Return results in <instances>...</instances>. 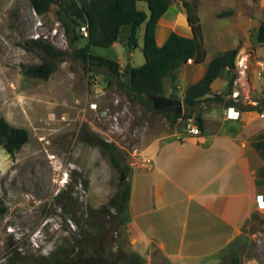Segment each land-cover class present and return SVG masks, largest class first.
I'll list each match as a JSON object with an SVG mask.
<instances>
[{"label": "rangeland", "instance_id": "obj_1", "mask_svg": "<svg viewBox=\"0 0 264 264\" xmlns=\"http://www.w3.org/2000/svg\"><path fill=\"white\" fill-rule=\"evenodd\" d=\"M184 1L197 4L205 58L231 48L237 49L236 60L244 53L249 56L244 73L236 65L231 74L218 77V87L213 85L215 91L206 95L220 94L223 100L202 99L196 108L225 110L229 101L244 106L239 110L254 112L258 132L249 142L256 150L253 143L264 136V42L258 40L264 0ZM138 6L146 10L145 2L139 1ZM56 8L52 4L48 12L37 15L29 0H0V116L25 128L29 135L13 156L0 145V199L6 206L0 214V264H48L64 256L78 258L87 235L96 233L99 225L107 227L105 209L96 211L108 206L118 182L129 181L132 171L140 167V152L158 140L188 134L185 119L173 122L152 104L126 95L122 84L127 53L133 55L132 60L129 55L131 66L144 61L143 25L131 51L125 44L124 28L115 45L98 47L108 51L110 58L118 56L119 74L114 76L106 68L93 69L72 55L85 44V36L78 33L75 42H70L57 20ZM181 20L188 24L182 0H170L161 28L171 31L177 24L178 29H173L180 30ZM37 38L69 53L48 79L23 74V66L41 62L29 47V40ZM199 64L192 61L176 67L171 80L164 78V95L183 102L185 88L201 72ZM231 76L234 79L227 93ZM232 91L239 93L237 100ZM92 103L97 107L92 108ZM95 136L117 147V158L126 170L111 163L108 152L93 142ZM256 152L262 166L264 159ZM110 238L114 239L113 251L127 255L132 251L124 225ZM108 239L103 238L100 245L106 248ZM236 239L234 248L241 263L254 258L264 264V210L252 212ZM142 258L141 264H167L155 247L150 259Z\"/></svg>", "mask_w": 264, "mask_h": 264}, {"label": "crops", "instance_id": "obj_2", "mask_svg": "<svg viewBox=\"0 0 264 264\" xmlns=\"http://www.w3.org/2000/svg\"><path fill=\"white\" fill-rule=\"evenodd\" d=\"M161 18L157 45L169 33L161 28ZM173 27L191 36L182 20L181 31ZM123 28L126 41L130 27ZM98 47L90 46V53L110 58L108 51ZM129 55L132 60V52ZM209 60L206 57L199 64L201 72L190 84L203 75ZM217 79L211 84L213 92V85H219ZM227 108H202L200 134L188 132L181 139L158 140L140 152V167L128 178L129 219L124 224L128 245L138 255L150 259L155 247L167 264H219L218 252L238 236L252 212L260 210L257 202L264 199V177H258L257 169L262 161L249 142L258 132L257 118L252 111L246 110L253 113L250 116L242 115L245 110L238 107ZM242 264L261 263L249 258Z\"/></svg>", "mask_w": 264, "mask_h": 264}, {"label": "trees", "instance_id": "obj_3", "mask_svg": "<svg viewBox=\"0 0 264 264\" xmlns=\"http://www.w3.org/2000/svg\"><path fill=\"white\" fill-rule=\"evenodd\" d=\"M143 1L146 10L138 8L137 2ZM32 9L37 15H43L50 10L52 4L57 5L55 14L61 23L65 35L70 42H75L78 37L79 27L86 24L87 35L85 44L73 50L75 57L79 58L84 65L93 69L106 68L112 75L119 74V62L115 59L99 54L90 53V46L111 47L118 39L122 25H129L130 30L125 44L128 51L137 46V33L143 25V38L141 51L144 61L138 66L126 68L123 86L130 100L139 99L144 104H152L148 98L152 95H164V78L172 79L176 67L191 59L194 63H201L205 58L202 47V32L200 20L195 13L197 4H189L182 0L185 8L186 20L191 30V36H184L174 30L169 31L161 45L156 43V27L168 10L170 0H29ZM258 40L264 42V19L258 28ZM29 47L35 50L41 62L38 64L23 66V74L48 79L58 64L64 61L69 54L66 50L55 47L52 43L41 39L29 40ZM236 48L227 49L212 57L206 65L203 75L194 83L190 84L183 97V113L167 114L165 116L175 122L179 118L187 119L194 116V121L199 128L203 127V119L197 106L202 99L211 101L223 100L222 95L214 94L206 97L211 90V84L224 72L231 74L235 67ZM234 76L227 78L228 87L225 92L230 93ZM131 81V83H128ZM205 97V98H203ZM227 107H238L236 102H226ZM28 131L23 127L10 124L7 119L0 116V145L10 156H13L28 140ZM93 142L101 149L108 152L111 163L120 171L126 170L121 166L117 158V147L98 136ZM259 155L264 159V136L253 143ZM259 176L264 177V164L257 170ZM130 183L127 180L118 182L117 190L110 198L108 206H102L95 213L105 209L109 215L108 225L98 226L96 233L87 235L85 243L81 246L78 258L64 256L57 258L48 264H81L88 261L93 264H141L144 259L131 251L126 253L113 251L114 239L111 234L124 225L129 219L128 199ZM6 211V206L0 199V214ZM93 217V216H91ZM96 222V221H95ZM109 238L107 247L100 245L102 239ZM112 240V241H111ZM236 238L218 252L221 259L219 264H242L237 257L235 245ZM98 247H104L97 251ZM227 254L225 255V253ZM137 260V262H136Z\"/></svg>", "mask_w": 264, "mask_h": 264}, {"label": "built area", "instance_id": "obj_4", "mask_svg": "<svg viewBox=\"0 0 264 264\" xmlns=\"http://www.w3.org/2000/svg\"><path fill=\"white\" fill-rule=\"evenodd\" d=\"M86 26H87L86 24H82L79 27V33L82 34L83 36L87 35ZM248 58H249V56L246 53H244V54L239 55V58L237 60L235 59V66L237 65V68L239 69L240 73H244L248 69V65H247ZM238 95H239V93L237 91L231 92V96L234 100L238 99ZM91 107L92 108L97 107V104L92 103ZM241 114L242 115L248 114L250 116H253L252 112H248L246 110L242 111ZM186 127H187V131L190 134H194V135L200 134V129H199L198 125L195 123L193 117H189L186 119ZM257 205H258L259 209L264 210V199L258 200Z\"/></svg>", "mask_w": 264, "mask_h": 264}, {"label": "water", "instance_id": "obj_5", "mask_svg": "<svg viewBox=\"0 0 264 264\" xmlns=\"http://www.w3.org/2000/svg\"><path fill=\"white\" fill-rule=\"evenodd\" d=\"M131 67L132 66L129 61V53H127L126 68L129 69ZM128 83H131V81H129ZM148 98L151 100V103L156 110L163 111L167 114H181L183 112V102L179 99L172 98L166 95H152Z\"/></svg>", "mask_w": 264, "mask_h": 264}]
</instances>
